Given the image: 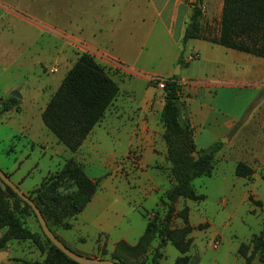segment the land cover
Segmentation results:
<instances>
[{"label":"crops","instance_id":"crops-1","mask_svg":"<svg viewBox=\"0 0 264 264\" xmlns=\"http://www.w3.org/2000/svg\"><path fill=\"white\" fill-rule=\"evenodd\" d=\"M195 2L39 0L41 14L49 22L41 24L57 39L51 46L53 60L64 62L73 58L74 62L79 53L84 52L77 42L91 46L100 53L94 57L95 60L119 88L102 119L75 152L48 134L36 132L35 139L30 142L32 146L38 145L43 149V156L51 149L49 159L58 158L57 170L66 159L73 158L96 183V190L84 209L70 219V228L56 231L73 251L108 259L118 241L135 245L148 220L156 212L161 214L164 211L160 200L175 180L170 173L171 164L163 137L165 128L160 118L164 90L150 82L148 77L170 78L176 75L174 71L179 64L177 81L182 91L178 102L181 118L193 128L196 147L205 148L221 141L223 144L215 154L214 165L217 162L229 163L232 181H236L237 162H244L254 170L251 178L242 177L245 182H239L237 208L231 210L234 187H224L216 192L213 206L226 211V215L216 221L205 208L204 211L199 209L207 195L197 191L194 180L196 193L203 195L204 199L199 203L190 200L195 204L194 210L187 202L189 199L180 198L174 203V213L184 206L188 208V224L193 227L188 235V255L197 258L196 264H246L239 251L244 244L245 254L251 255L249 264H264L252 249L254 236L262 234L264 238V181L261 178L264 171V58L207 40L190 39L187 41L190 46L188 52H198L204 69L203 72L182 75V65L189 62L183 60V64L179 63L181 39ZM209 2L203 0V13ZM66 46L73 50L74 56ZM186 54L184 50L183 58ZM250 83L260 91L251 102L227 90L222 92V89H236ZM14 86H5L7 95H0V100L10 96ZM242 102L245 109L240 113L227 108L228 105L239 106ZM250 106L251 112L248 111ZM17 171L16 167L7 174L20 188L27 174L17 175ZM53 172L47 167L41 181ZM206 177H212V173ZM230 178L224 174L221 177L225 181ZM39 184L21 190L28 194ZM175 220H179L178 225L173 224ZM182 224L179 217L172 218L173 226ZM194 230L206 232V239L200 247L194 244ZM214 238L220 240L215 249L211 247ZM157 245L158 240L154 239L148 258ZM168 245L172 244L168 242L160 248L162 256L158 264H175L180 256L173 245L177 253L167 250ZM167 251L172 261L168 259ZM23 260H42V254L25 241H12L5 248H0V264H20Z\"/></svg>","mask_w":264,"mask_h":264},{"label":"trees","instance_id":"trees-1","mask_svg":"<svg viewBox=\"0 0 264 264\" xmlns=\"http://www.w3.org/2000/svg\"><path fill=\"white\" fill-rule=\"evenodd\" d=\"M202 3L203 0H200L198 6L196 0L193 4L181 39L180 64H183L185 45L190 39L207 40L264 58V0H222L218 28L209 32L201 28ZM177 78V75H173L166 80L164 105L160 114L165 128L163 137L167 145V159L171 164L170 173L175 184L160 200L164 211L161 214L156 212L148 220L137 243L129 245L122 240L118 241L108 259L125 264H158L162 256L160 248L169 242L180 253L175 264L197 262V258L188 255V235L193 229L188 224V208L184 206L174 213V203L180 198L198 203L204 199L203 195L196 193L192 182L198 177L211 175L215 154L223 143L217 141L205 148L196 147L193 128L181 118V105L177 96L181 85ZM118 90L117 83L94 56L81 52L43 108L42 122L60 143L75 152L102 119ZM18 103L19 99L11 95L1 99L0 120L12 108L19 111ZM253 173L254 170L244 162L236 163V176L251 178ZM261 178L264 181V171ZM95 190L96 183L86 175L82 166L73 158H68L59 170L48 174L27 195L41 211L50 230L65 244L57 236L55 228H70V219L84 209ZM30 215L38 223L31 206L0 180V248H5L12 241H30L44 257L32 262L23 260L20 264H78L49 241L40 225V233L26 225L25 217ZM174 216L182 220L181 226L172 225ZM154 239L158 240V245L148 258V250ZM252 244L253 252L258 253L260 261L264 263L262 234L254 236ZM245 247L241 244L239 251L244 255L246 264H249L251 255L245 254Z\"/></svg>","mask_w":264,"mask_h":264},{"label":"rangeland","instance_id":"rangeland-1","mask_svg":"<svg viewBox=\"0 0 264 264\" xmlns=\"http://www.w3.org/2000/svg\"><path fill=\"white\" fill-rule=\"evenodd\" d=\"M34 1L37 2L34 3ZM221 2L222 0H210L209 5L205 7L201 19V28L204 32L217 30ZM12 12L23 17L14 16ZM41 22L49 23L47 18L41 14L39 0H0V95L3 97L7 95L4 88L10 84L15 85L12 91L15 90L21 95L18 103L20 110L17 111L12 108L4 113L0 120V169L10 173L17 167V175L27 174L20 189H27L32 184H39L42 177L46 175L47 167L51 172L58 169V158L49 159L51 149H48L46 155L43 156V149L38 145L32 146L30 142L35 139L34 133L36 132L41 135L48 134L55 138L53 133L43 124L40 113L58 88L67 68L73 63V58L64 62L53 60L51 46L52 43L57 42V39L54 33V35L48 33ZM189 47L187 42L186 53L190 51ZM66 50L74 56L72 49L66 46ZM51 65L56 66L58 70L49 71ZM203 69L202 62L195 59L190 61L188 65H182V75L203 72ZM254 83L236 89H222V92L227 90L226 92L241 95L251 102L254 96L260 92ZM227 108L234 113H240L245 109V106L242 102L239 106L228 105ZM248 111L251 112V106ZM229 168V163L217 162L213 167L212 177L203 176L194 179V186L197 191L207 195L204 201L200 203L199 209L204 211L205 208L215 221L226 215L225 210L223 211L222 208L217 210L216 206H213L216 192H220L224 187L235 188V196L231 203L232 210L237 208L236 193L240 191L239 182H245L244 178L238 176L234 178L236 181H232L233 177ZM223 174L228 178L231 176V178L227 181L222 180ZM187 202L194 210L195 204L190 200ZM228 205L230 206V203ZM216 212L218 213L216 214ZM194 214L193 212L192 215L194 216ZM208 214L206 213V215ZM25 222L32 231L40 233L39 224L32 215L26 216ZM174 223L178 225L179 220H175ZM58 229L55 228V231ZM192 236L194 237V244L200 247L206 239V232L194 230ZM40 238L44 241L42 236ZM25 242L32 244L30 241ZM35 248L37 249V247ZM167 250L177 253L172 245H168ZM193 250L192 247L191 251ZM38 252L40 251L38 250ZM41 254L43 259L44 254ZM29 256L31 255H27V257ZM167 257L171 260L168 251Z\"/></svg>","mask_w":264,"mask_h":264},{"label":"water","instance_id":"water-1","mask_svg":"<svg viewBox=\"0 0 264 264\" xmlns=\"http://www.w3.org/2000/svg\"><path fill=\"white\" fill-rule=\"evenodd\" d=\"M198 6H200V0L197 1ZM179 67L180 65L177 64L176 69L174 71V74L179 73ZM11 96H14L16 98H20L21 95L16 92L12 91L10 93ZM0 180L7 186H9L13 192L17 194L22 200H24L27 204H29L38 220V223L41 227L42 232L44 235L49 239V241L61 252H63L68 258L73 260L74 262L78 264H125L118 261H114L111 259H105V258H97V257H91L83 254H78L71 250L69 247H67L65 244H63L56 236L55 234L50 230L48 227L46 220L44 219L41 211L36 206V204L32 201V199L25 194L17 184L11 181L9 176L0 169Z\"/></svg>","mask_w":264,"mask_h":264},{"label":"built area","instance_id":"built-area-1","mask_svg":"<svg viewBox=\"0 0 264 264\" xmlns=\"http://www.w3.org/2000/svg\"><path fill=\"white\" fill-rule=\"evenodd\" d=\"M77 43L79 44V46L82 48V50L84 52H87V53L91 54L94 57L100 55V53H98L97 49H95V48H93L91 46H88L86 44L80 43V42H77ZM198 57H199V54H198L197 51H191V52H188L184 56L183 60H184L185 63H188L190 61L198 59ZM56 70H57V67L56 66H52L49 71L55 72ZM148 80L150 82H152L153 84H155L159 89L164 90L167 78H161V77H157V76H149ZM177 96H178V102H179L181 100V98H182L181 89L178 91ZM219 244H220V240L218 238H214L212 240V242H211V247L213 249H215V248H217L219 246Z\"/></svg>","mask_w":264,"mask_h":264}]
</instances>
